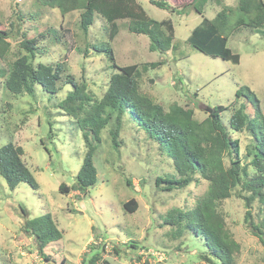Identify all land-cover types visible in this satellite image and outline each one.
<instances>
[{
  "label": "rangeland",
  "instance_id": "374dc122",
  "mask_svg": "<svg viewBox=\"0 0 264 264\" xmlns=\"http://www.w3.org/2000/svg\"><path fill=\"white\" fill-rule=\"evenodd\" d=\"M236 2L223 0L233 10L228 19L230 27L239 16ZM136 3L155 21L171 20L174 42L179 45L176 54L150 52L148 38L127 31V20L117 21L118 33L110 40L109 26L95 15L85 35L79 29L78 12L62 17L55 9H37L36 0H0V24L6 30L13 25L9 39L13 52L19 43L13 38L17 24L28 37L38 32L47 34L48 27L56 30L59 41L52 42L51 36L39 38L41 54L35 61L63 62L77 81L84 80L87 91L96 99L105 91L112 69L105 55L92 46L107 43L119 67L164 61V65L142 73L140 90L165 110L175 103L191 108L201 121L208 108L228 107L221 114L223 125L228 127L232 110L244 102L243 98L235 102V92L248 88L264 114V37L248 29L232 33L227 47L239 56L238 64H233L204 55L187 43L191 31L202 21L194 11L176 16L156 8L149 0ZM219 10L208 2L203 17L211 20ZM17 14L24 16L23 23L17 20ZM29 14L34 18L30 19ZM63 92L51 95L38 89L32 99L13 96L0 86V147L12 142L23 148L22 159L37 185L33 189L21 183L10 191L0 177V264H89L92 255H100L110 264H207L199 257L201 242L194 240L196 244L188 235L174 239L168 227L160 226V216L172 208L192 207L206 191L207 183L201 180L185 189L160 191L155 185L156 176L172 169L157 144L129 122L122 127L118 148H113L108 129L100 134L93 159L97 169L95 186L85 194L59 193L61 184L73 185L86 153L83 132L55 106ZM247 144L249 140L243 133L242 155ZM131 199L137 202V209L129 214L122 204ZM221 210L226 228L240 247L236 264H264V245L244 224L243 201L231 197L221 204ZM43 214L51 216L62 237L40 255L33 238L20 229L25 219ZM131 241L136 248L126 245Z\"/></svg>",
  "mask_w": 264,
  "mask_h": 264
},
{
  "label": "trees",
  "instance_id": "16d2710c",
  "mask_svg": "<svg viewBox=\"0 0 264 264\" xmlns=\"http://www.w3.org/2000/svg\"><path fill=\"white\" fill-rule=\"evenodd\" d=\"M173 1L149 0V3L176 16L186 15L190 10L200 15L202 21L191 31L187 43L204 55L238 64L239 56L227 47L230 35L239 29H248L264 37V0H237L235 10L239 16L232 27L228 19L233 10L224 5L223 0ZM208 2L220 7L211 20L203 17ZM36 4L37 9L42 6L57 10L62 17L78 12L79 29L85 35L96 15L109 26L110 40L118 33L117 21L127 20V31L148 38L150 52L176 54L179 49L174 42L171 20L155 21L149 18L136 0H36ZM16 17L23 23L24 16L17 14ZM29 18L34 16L29 14ZM17 25L13 38L19 39V43L16 52H13L9 42L13 25L6 30L0 24V86L13 96L27 95L32 99L36 98L38 89L51 95L64 90L63 97L55 106L62 114L72 118L83 132L86 153L82 165L73 185L61 184L59 193L67 195L69 191H74L85 194L95 186L97 169L93 159L101 142L100 134L108 129L113 148H118L122 127L129 122L157 144L172 169L170 173L156 176L155 185L160 191L185 189L201 180L207 183L206 191L192 207L172 208L160 216V226L168 227L172 238L188 235L193 241L201 242L199 257L207 264H236L235 256L240 247L226 228L221 210V204L236 197L244 203V224L264 245V114L252 91L240 88L235 92V102L241 101V98L244 102L232 110L228 127L223 125L221 118L228 107L208 108L210 112L205 111L206 115L201 121L195 118L191 108L175 103L165 110L140 90L142 73L164 65V61L119 67L105 43L92 46L96 52L105 55L112 69L105 91L96 99L87 91L84 80L77 81L67 72L63 62L47 64L35 61L41 54L39 38L51 36L52 42L59 41L56 30L48 27L47 34L38 32L37 36L28 37L23 27ZM243 133L249 144L242 155ZM23 154V148L12 142L0 147V177L10 191L21 183L37 188L22 159ZM247 158L249 162L243 164L242 161ZM248 166L251 173H248ZM125 181L132 185L129 178H125ZM122 207L132 214L137 209V202L131 199ZM19 210L26 216L23 207L20 206ZM20 232L33 238L40 255L50 243L62 237L48 214L25 219ZM126 245L136 248L134 241ZM100 249L103 250L102 247ZM88 263L110 264L100 255H92Z\"/></svg>",
  "mask_w": 264,
  "mask_h": 264
},
{
  "label": "water",
  "instance_id": "95a60500",
  "mask_svg": "<svg viewBox=\"0 0 264 264\" xmlns=\"http://www.w3.org/2000/svg\"><path fill=\"white\" fill-rule=\"evenodd\" d=\"M207 111H208V112H210V110H209V109H207Z\"/></svg>",
  "mask_w": 264,
  "mask_h": 264
}]
</instances>
